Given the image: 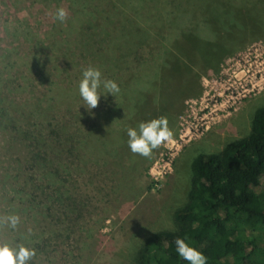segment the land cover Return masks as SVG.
<instances>
[{
  "label": "rangeland",
  "instance_id": "374dc122",
  "mask_svg": "<svg viewBox=\"0 0 264 264\" xmlns=\"http://www.w3.org/2000/svg\"><path fill=\"white\" fill-rule=\"evenodd\" d=\"M73 2L100 10L96 25L101 32L106 25H118L119 15L132 18L130 30L115 34L122 38V48L109 45L118 61L104 58L93 41L82 51L77 40L87 41L88 31L83 21H76L86 15ZM129 4L0 0L1 115L24 124L34 122L28 119L33 115L40 126L35 107L41 106L50 122L68 123L70 134L78 115L87 118L79 125L81 136H88L84 168L78 157H62L71 171L60 175L68 190L61 205L71 212L62 217L64 211L59 214L53 206L50 221H39L35 231L20 239L19 245L35 250L31 264H133L148 234L173 227L174 212L186 203L192 161L245 136L254 111L264 106V26L261 17L255 19L259 11L264 19V0H144L135 8ZM235 7L245 27L233 37L234 30L216 29V18ZM58 8L67 11L63 23L54 18ZM173 8L184 11L167 13ZM131 35L134 45L127 51L123 44ZM101 42L110 44L106 38ZM89 51L93 57L97 53L94 61ZM88 66L99 68L120 88L116 97L101 96L91 111L78 94L81 70ZM54 99L56 105H51ZM161 116L172 130L171 139L150 157L132 153L127 129ZM110 121L116 122L111 132ZM48 132L45 128L43 135ZM5 133L0 128V218L9 212L6 197L20 188L14 181L17 160L28 146L19 139L12 148ZM47 160L59 159L51 154ZM27 166L24 172L33 173ZM26 224L17 228L30 226ZM17 228L0 223V242L15 247Z\"/></svg>",
  "mask_w": 264,
  "mask_h": 264
},
{
  "label": "trees",
  "instance_id": "16d2710c",
  "mask_svg": "<svg viewBox=\"0 0 264 264\" xmlns=\"http://www.w3.org/2000/svg\"><path fill=\"white\" fill-rule=\"evenodd\" d=\"M72 4L74 6L79 3ZM123 4H129L131 8L142 7L144 0H123ZM77 8L79 11L82 8L86 18L84 20L80 16L76 22L81 24L83 21V30L88 31L87 41L77 40L83 47L82 51L93 41L92 43L99 45V52L104 58L118 61L119 55L117 57L110 49L114 44L120 45L119 49L122 48V38L119 41L120 38L115 34H124L130 30L132 18H128L126 14L119 15L118 25H106L101 32L98 24L96 25L100 20V10H94L96 7L92 4H79ZM167 11L179 14L184 10L173 8ZM217 14H220L219 11ZM220 15L216 18L219 25L217 30L221 26L220 31L223 28L234 30L233 37L241 34L239 31L243 30L245 23L239 8H227ZM262 15L259 11L255 18H262L261 27L264 26ZM128 19L131 20L128 22ZM71 25H75L74 22ZM102 38L108 39L110 44H102ZM129 39L130 42L123 44L127 51H131L134 45V37L131 35ZM88 54L94 61L97 53L94 57L92 52ZM51 105H56V100ZM40 107H35L40 126L33 115L28 119H34V122L24 124L22 120L1 115L0 101V128L6 132V143L12 148L14 141L19 139L24 144L28 143L26 153L17 160L19 167L14 176V181L20 188L13 196L6 197L9 212L5 213L4 218L15 214L20 217L19 225L25 222L30 225L23 229L17 228L18 233L12 235L15 247L19 245L20 239L27 237L26 234L36 230L39 221H50L53 206L58 209L59 214H62L61 210L64 211L62 217H67L71 212V208L61 205L68 190L65 180L62 179L63 183L60 181V175L63 171L69 175L71 171V166L62 157L65 154L73 156V159L78 157L79 167L83 169L85 166L83 149L88 144V136L87 132L81 136L79 125H83L87 118L78 115L77 127L70 134L68 123L61 120L50 122L46 111L40 110ZM115 125L116 122L110 121L107 130L111 132ZM45 128L49 131L46 136L43 135ZM51 154L59 159L56 163L47 160ZM24 165H28L30 171L35 170L27 174L22 168ZM190 169L186 203L174 212L173 227L148 234L135 251L133 264H188L175 251L174 241L177 237L186 239L202 252L207 257V264H264V106L254 111L250 130L245 136L229 141L216 153L199 155L192 161ZM23 176L27 177L18 183V179ZM23 216L25 220L22 219Z\"/></svg>",
  "mask_w": 264,
  "mask_h": 264
},
{
  "label": "clouds",
  "instance_id": "9594fccd",
  "mask_svg": "<svg viewBox=\"0 0 264 264\" xmlns=\"http://www.w3.org/2000/svg\"><path fill=\"white\" fill-rule=\"evenodd\" d=\"M67 11L58 8L55 12V20L63 23L66 20ZM120 92L119 85L112 79L105 78L99 68L88 66L82 68L81 79L78 83V94L86 109L91 111L98 106L101 96L111 95L116 97ZM173 133L168 126L165 117L143 121L137 127L127 129V145L129 150L143 157H150L153 151L159 148L165 141L171 139ZM0 223H7L12 229H16L20 223L18 215H9L0 218ZM175 251L179 258L188 264H207V257L186 239L177 237L174 241ZM35 256V250L24 245L13 247L9 243L0 242V264H31Z\"/></svg>",
  "mask_w": 264,
  "mask_h": 264
}]
</instances>
